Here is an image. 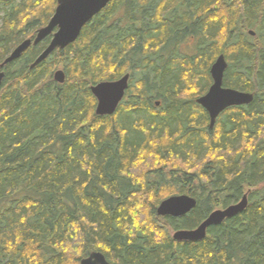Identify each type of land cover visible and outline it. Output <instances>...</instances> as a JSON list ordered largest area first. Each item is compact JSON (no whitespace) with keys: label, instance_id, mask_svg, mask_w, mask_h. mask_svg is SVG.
I'll return each mask as SVG.
<instances>
[{"label":"trees","instance_id":"obj_1","mask_svg":"<svg viewBox=\"0 0 264 264\" xmlns=\"http://www.w3.org/2000/svg\"><path fill=\"white\" fill-rule=\"evenodd\" d=\"M17 2L0 0V64L57 7ZM47 43L7 65L0 89V264H80L93 252L111 264H264V0H114L32 69ZM220 55L224 86L254 101L211 129L196 101ZM128 74L117 112L96 116L91 87ZM183 194L197 201L191 213L157 215ZM245 194L247 210L205 240H174Z\"/></svg>","mask_w":264,"mask_h":264},{"label":"water","instance_id":"obj_2","mask_svg":"<svg viewBox=\"0 0 264 264\" xmlns=\"http://www.w3.org/2000/svg\"><path fill=\"white\" fill-rule=\"evenodd\" d=\"M114 0H57V8L49 24L38 31L35 41L26 40L0 65V89L5 80V67L19 60L28 49L37 46L46 38L53 35L49 46L36 59L32 69L46 61L55 51L64 50L74 44L85 26L101 13ZM253 36L254 33L251 32ZM228 63L224 55H220L211 68L213 85L209 92L197 100L211 118V128L215 127L219 116L232 107L249 106L254 101L251 93L240 92L224 87V76ZM54 80L59 84L66 82L63 70L54 74ZM130 75L113 82H101L91 87L92 94L97 100L96 115L99 117L113 116L123 102L129 89ZM249 194L236 204L213 211L209 217L194 230H177L173 238L177 242H200L207 238L208 230L220 226L226 221L245 212L249 205ZM197 206L195 198L189 195H176L165 199L157 209L159 217L181 218L191 213ZM80 264H111L101 252H93Z\"/></svg>","mask_w":264,"mask_h":264},{"label":"flooded vegetation","instance_id":"obj_3","mask_svg":"<svg viewBox=\"0 0 264 264\" xmlns=\"http://www.w3.org/2000/svg\"><path fill=\"white\" fill-rule=\"evenodd\" d=\"M56 8H57V7H56ZM48 24H49V22L47 23V25H48ZM47 25H45V26L39 28V29L35 32V34H34L33 36H31V37H30V36H26V38H24V39H23V40H22V41H21V42H20V43H19V44H18V45H17V46L11 51V52H10V54H9L6 58H8V57L12 54V52H13V51H14V50H15L20 44H22L24 41H26V40H32V41L34 42L35 39H36V37H37L38 31L41 30L42 28L46 27ZM56 32H57V30H55V31L53 32V35H54ZM53 35H51L50 37L46 38L43 42H41V43H40L39 45H37V46L32 45V46L28 49V51H29L31 48H33V47L35 48V47L40 46V45H41L42 43H44V42H48L47 45L49 46V44H50V42H51V39L53 38ZM48 46H47V47H48ZM47 47H46V48H47ZM46 48H45V49H46ZM28 51H27V52H28ZM42 53H43V52H42ZM42 53H41V54H42ZM41 54H40V55H41ZM40 55H39V56H40ZM39 56H38V57H39ZM216 60H217V59H216ZM216 60H215V62H216ZM226 61H227V60H226ZM215 62H214V63H215ZM214 63H213V64H214ZM227 63H228V61H227ZM213 64H212V66H213ZM0 65H1V64H0ZM212 66H211V68H212ZM4 71H5V69H4ZM226 71H227V70H226ZM225 74H226V72H225ZM210 75H211V69H210ZM211 78H212V76H211ZM224 78H225V76H224ZM212 81H213V79H212ZM212 85H213V83H212ZM212 85H211V86H212ZM211 86H210V88H211ZM224 87H225V86H224ZM210 88L208 89V91H207L203 96H205V95L209 92ZM226 88H227V87H226ZM234 90H235V89H234ZM237 91H239V90H237ZM240 92H241V91H240ZM251 94H252V93H251ZM253 95H254V94H253ZM203 96H202V97H203ZM200 98H201V97H200ZM196 102H197V101H196ZM197 104H198V102H197ZM198 105H199V104H198ZM200 106H201V105H200ZM201 107H202V106H201ZM202 108H203V107H202ZM203 109H204V108H203ZM204 110H205V109H204ZM205 111H206V110H205ZM226 111H227V110H226ZM226 111H225V112H226ZM206 112H207V111H206ZM225 112H223V113H225ZM223 113H222V114H223ZM207 114H208V113H207ZM222 114H221V115H222ZM208 115H209V114H208ZM221 115H220V116H221ZM220 116H219V117H220ZM209 118H210V116H209ZM218 119H219V118H218ZM218 119H217V121H218ZM217 121H216V124H217ZM216 124H215V126H216ZM210 128H211V118H210ZM214 128H215V127H214ZM214 128H213V129H214ZM211 129H212V128H211Z\"/></svg>","mask_w":264,"mask_h":264},{"label":"rangeland","instance_id":"obj_4","mask_svg":"<svg viewBox=\"0 0 264 264\" xmlns=\"http://www.w3.org/2000/svg\"><path fill=\"white\" fill-rule=\"evenodd\" d=\"M28 0H18V4H21L22 2H27ZM2 12L0 11V25H1V17H2ZM252 31V30H251ZM194 47H195V45H194V43L192 44V43H186L185 45H184V47H183V51L185 52V53H188V54H193V52H194ZM59 70H62V69H59ZM58 71V70H57ZM203 96V95H202ZM201 96V97H202ZM174 233V232H173Z\"/></svg>","mask_w":264,"mask_h":264},{"label":"bare ground","instance_id":"obj_5","mask_svg":"<svg viewBox=\"0 0 264 264\" xmlns=\"http://www.w3.org/2000/svg\"><path fill=\"white\" fill-rule=\"evenodd\" d=\"M97 116V115H96Z\"/></svg>","mask_w":264,"mask_h":264}]
</instances>
